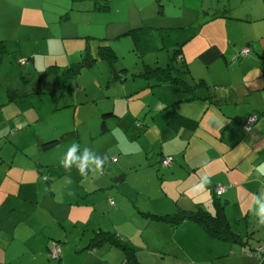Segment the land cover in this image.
Returning a JSON list of instances; mask_svg holds the SVG:
<instances>
[{
    "label": "rangeland",
    "instance_id": "1",
    "mask_svg": "<svg viewBox=\"0 0 264 264\" xmlns=\"http://www.w3.org/2000/svg\"><path fill=\"white\" fill-rule=\"evenodd\" d=\"M161 3L164 4L162 9L159 6ZM240 8L239 3L234 7H227V0H199L195 3H184L183 0H108L106 10H93L91 0H0V47H2L0 127L3 128L0 132V159H2L0 171L3 172L2 179L5 183H9V178L13 177V174L16 176L21 173L27 174L28 172L22 170V167L33 165L41 172L37 190L38 202L41 211L54 210L58 216L60 225L64 229L62 233L65 231L67 236V239L64 237L63 240L57 237L61 236V230L58 227L54 228V236L61 239V246L69 240L78 244V229L84 230L82 221L76 225L69 217L70 215L74 217V214L69 212L70 209L76 207L84 209L86 213L89 211V217H93L94 222H97V219L99 222L100 218L97 215L100 216L102 207L105 208L104 205L95 208L87 203L86 199L76 201L77 198L74 196L80 185L84 186L88 182L91 185L92 181L82 180L76 169L67 173L62 167H58L68 147L75 141L81 145V148L87 146L95 152L98 150V154L107 153L110 157L107 164L109 168L122 166L124 172L129 167V163L128 154L124 157L122 155V148L126 147L125 151L128 153L129 140H133L134 144L133 133L139 128L136 126L138 124L136 117L132 119L118 117L124 112L131 114L132 103H137L135 99L129 101V112L126 96L147 84L139 75L144 69L143 64L152 67L164 66L169 56L173 55V49L177 47L175 43L184 42L199 26L200 18L208 17L218 9L226 12H221L216 15L217 17L227 15L228 10L238 12ZM160 10L164 12L161 13ZM248 10L249 8H246L244 13L246 14ZM244 18L243 13L239 12L237 21H230L229 35L231 40L236 39L237 49L230 47V51L234 53L227 58L225 64L228 80L227 96L234 91L242 92L245 86L240 80L244 71L251 69V66L264 69V24L260 21L250 22ZM132 28L140 29L134 34L127 33ZM243 38L244 43H241ZM100 46H109L116 53L115 68L118 71L122 72L123 67L127 69L123 70L128 76L124 82L126 93L121 89L123 88L121 78L120 81L113 82V71L105 58H97V62L92 67H84L79 74L71 78H65L62 74V70L69 63L83 62L86 51L89 50L91 54L96 55ZM216 65V71L222 68L225 70L224 66L218 63ZM190 66L192 67V64ZM159 88H153L156 94H159ZM13 92L15 96L11 97ZM175 92L173 89L169 94L174 96ZM141 94L142 92L138 91L135 96L139 105L142 102L139 98ZM253 94H255L254 98L239 106L238 113L244 117V113L250 110L249 116L244 118L248 120L250 116H254L264 121V94L259 91H254ZM107 96L116 99L118 114H113L116 117L107 115L104 118L100 114V122L102 123L103 119L107 129L97 133L96 130L100 127L98 118L101 109L98 106L106 105ZM96 98H102L97 100L98 106H95L96 103L93 101ZM240 101L239 98L238 103ZM73 104L76 106L74 107ZM142 116L143 112L138 118L141 119ZM20 119L26 124L18 125ZM9 123L13 125L9 127ZM244 127L242 126L243 130ZM41 137H45L41 141L52 137L59 142L54 147L43 149L38 139ZM105 145H110L107 148L116 147L118 150L112 152L114 149L106 148L105 151L99 152V149ZM263 152L264 147L259 146L254 155L263 156ZM104 171L107 173L106 169ZM130 177L131 175L127 176L126 182L120 188L127 187V183L132 181L131 177L128 182ZM69 179L75 182L71 180L69 183ZM113 179L110 181L111 186L117 184ZM42 184L45 187L50 186V190L54 192L53 197L48 192L49 196H41L43 192L41 190L39 192V187ZM17 187L27 189L25 182ZM114 187L115 191L116 186ZM112 190L111 187L110 191ZM106 191H108L107 187ZM94 197L99 198V194ZM2 199L5 200L1 191L0 200ZM12 199L15 202L11 199L7 202L0 201V213L6 219L12 216V222L16 225L23 216L21 209L17 212L6 209L9 208V202L17 205L23 200L22 191H18ZM252 202L248 201V204ZM85 203L87 204L84 206ZM24 205L31 212L37 211L36 201H27ZM103 210L107 212V208ZM242 217L243 215L232 218V222L229 223L230 228L233 231L247 229L248 234L254 238L248 243L251 246L257 245L258 248L264 238V226L251 228L250 223L254 220L252 214L247 218ZM106 222H109V219ZM121 223L119 229H122V225H126ZM94 225L98 226L96 223ZM19 226L21 228L18 230ZM17 227L14 235L7 223L6 227L0 229V246L2 248L5 246V249H0V254L3 256L0 264H59L58 260L51 259L47 252L43 253L45 256L43 257L38 251L42 246L43 238L41 235L28 233L27 220L19 223ZM50 231L51 229L46 233L50 234ZM125 232L128 234V231ZM140 234H142L141 230L134 229L133 235L136 239ZM90 236L89 230L86 229V234L81 236L82 242H87L86 238ZM213 241L221 243L220 240ZM24 245L31 246L30 250L27 251ZM241 247L248 249V246L241 245ZM223 249L220 248V252H223ZM17 251L19 253L14 257V261H10L7 257L11 254L16 255ZM112 252L118 257L122 255L117 248H112ZM92 255L82 254L81 257L62 258V264H107L104 262L106 258H102L99 251L96 255ZM151 255L153 264H227V257H221L214 263L202 259L192 262L169 255L163 258ZM97 256L101 260H97ZM239 257L243 260L248 259L244 255ZM120 260L121 258L119 262ZM149 260L151 262L150 257ZM247 263L253 264V260L249 258Z\"/></svg>",
    "mask_w": 264,
    "mask_h": 264
},
{
    "label": "crops",
    "instance_id": "2",
    "mask_svg": "<svg viewBox=\"0 0 264 264\" xmlns=\"http://www.w3.org/2000/svg\"><path fill=\"white\" fill-rule=\"evenodd\" d=\"M196 1L199 0H183L184 3H195ZM237 3L241 6L238 12L228 10L227 15L217 17L216 15L221 12H226V10L218 9L213 11L208 17L200 18L199 26L184 41L186 43L183 45V58L187 63L190 75L196 80L204 79L210 85L209 89L201 88L198 92L199 97L182 102L177 100L185 98L187 94L179 86L172 84L160 86L159 94H156L153 88L149 90L145 85L134 91L133 93L135 94L131 93L126 96L128 98L127 109L129 112V101L135 99L137 103H132L131 114L124 112L118 118L132 119L136 117L138 120L136 126L139 128L133 133V137H135L134 144L132 143L133 140H129L128 146H130V150L128 153L125 151L126 147L122 148L123 157L128 154L129 167L123 172L122 166L109 168L107 165L105 166L107 173L103 171L96 177L89 176L87 180L92 181L91 185L89 182L85 183L84 186L80 185L74 196L77 198L76 201L86 199V202L95 208L99 207L98 205H104L107 208V212L102 207L101 215H97L100 218L99 222L98 219L97 222H94L93 217H89V211L86 213L84 209L76 207L70 209L69 212L74 214V217L72 215L69 217L74 220V223L76 225L81 221L83 223L84 230L78 229L77 232L79 234L78 244L69 240L65 245H60L61 239L63 240L64 237L67 239V236H65V231L62 233L64 229L60 225V220H58L59 218L54 210L43 212L40 209L37 190L41 172L33 165L22 167L21 169L28 173H21L17 176L13 174V177L9 178V183L3 182V172L1 173L0 171V192L2 191L5 199L0 201L7 202L8 199H11L15 202L12 198L20 190L23 195V200L19 204L15 205L13 202H9V208L6 209V211L10 210L11 212H17L18 209H21L23 216L20 222L15 225L12 222V216L6 219L0 213V229L6 227L7 223L14 235L15 228L19 223L27 220L28 233L38 234L43 238L42 246L38 250L43 257H45L43 255L44 252H47L49 256L48 250L55 244L54 242H59L61 249L59 264H62V258L70 256L81 257L82 254L96 255L98 251L102 258H106L104 262L107 264L121 263L123 254L118 257L116 253L112 252V248L116 247L104 245L95 250H87L85 246L91 236L86 238L87 242H82L81 240V236L86 234V229L89 230L90 235L97 230L118 233L122 237L121 239L127 241L134 248L138 259L143 264H153L151 254L158 258L169 255L192 262L201 261L202 259L214 263L221 257H227V264H248L249 258L243 260L239 257L242 251L248 250L241 247L240 243H229L227 241L215 243L214 239L197 223L190 220H186L173 228L165 223L148 221L147 217L141 214V212L173 213L179 208L186 211L200 208L213 214L215 212L213 189L215 185L221 183V185L226 187V190L218 196V199L223 206L225 218L230 223L232 218L236 216L243 215L242 218H247L251 214L249 209L252 206V204H248V201H253L255 199L254 194H259L264 190V176L260 175V172H264V168H261L264 165V152L263 156L254 155L259 146L264 147V121L257 118L255 121L257 124L254 123L250 129H244L245 131L241 125L235 127V121H245L250 111L248 110L244 113V117L248 115L244 118L238 113L239 106L254 98V91L264 94V69L262 67L257 69L251 66V69L244 71L242 80H240V83L245 86H243L242 92L234 91L227 96L228 80L226 76L227 66L225 65L227 58L234 53L230 51V47L237 49L235 48L236 39H230V21L236 20L238 13L241 12L243 17H245L244 19L250 22L260 21L264 24V0H227V7H234ZM160 5V9H162L164 4L162 5L161 3ZM246 8H249V10L245 14ZM160 12L163 13L164 10H160ZM241 43H244V38ZM216 63L222 67L224 66L225 70L222 68L216 71ZM71 64L69 63L68 66ZM191 64L192 67L190 66ZM109 67L111 68V66ZM111 70L113 71L112 68ZM116 71L118 70L116 69ZM120 78L123 81V88L121 89L126 93L124 82H126L128 76L124 74ZM115 81H120V79L114 78L113 82ZM120 86L122 87V85ZM173 89L176 92L174 96H171L169 93ZM138 91L142 92L141 97H139L142 100L141 105L138 104V98L135 97ZM207 95L213 98L209 99ZM105 98L108 99V102L106 105L101 106L97 105V100H102V98L93 99L96 103L95 106L101 108L98 118L100 127L96 130L97 133L107 129L105 121L102 119V123L100 122V114H102L103 118L106 117L103 116L105 112H110L111 114H108V116L111 115V117H116L113 115L114 113L118 114L116 112V99L113 96ZM239 98L241 101L238 103ZM73 101L76 103L75 100ZM73 105L74 107L76 106V104ZM142 112L143 116L140 119L138 117ZM232 116L235 118L231 120L230 117ZM17 124L25 125L26 123L20 119ZM226 124H229V126H226ZM12 125L9 123L8 126ZM16 127L18 126L16 125ZM2 131L3 128L0 127V132ZM44 138L38 139L41 141ZM52 139L56 138L51 137L45 141ZM45 141H41V143ZM109 146H103V148L99 149V152L105 151ZM107 149L112 150L114 148L110 147ZM117 150L115 147L112 152ZM96 152L98 153V150ZM163 157H171V163L163 166L161 164ZM0 160L2 161V159ZM58 167H61L60 164H58ZM258 169L260 170L259 172L257 171ZM130 175L132 181H130V177L128 180L130 183H127V187L120 188L126 182L127 176ZM204 175H209L212 183L207 186V191L205 192L194 191L193 186L199 183ZM113 177L116 178L113 179ZM112 179L113 182L117 183L114 185L116 186L115 191V187L110 185ZM71 180L75 182V180ZM24 182L27 185V189L17 187ZM106 187L108 191H106ZM111 187L113 188L112 191H110ZM50 189V186L45 187L42 184L39 187V192L40 190L43 192L41 193L42 197H45L44 195L53 197L54 192ZM110 193L112 196H110ZM96 194H99V198L94 197ZM80 195H82L81 198ZM109 199L113 201V204L109 202ZM26 200L36 201L37 211L31 212L24 207ZM108 219L109 222H106ZM121 222L126 225H122V229H119L118 226L122 224ZM94 223L98 226H95ZM250 224L251 228L256 227L254 222ZM54 225L55 227H53ZM56 227L61 230V236H57L61 237V239L54 236V228ZM17 228L19 230L21 227ZM77 228L78 226H76ZM136 228L142 231V234L137 239L133 235V231ZM49 229H51V233L47 234L46 232ZM125 230L128 231V234ZM83 231L85 232L83 233ZM235 231L238 232L244 242L254 239L252 235L248 234L247 229H235ZM261 243L263 244V241ZM25 247L28 251L31 246ZM249 247L256 248L257 245L251 246L248 244ZM220 248H224L223 252H220ZM0 249H5V246L3 248L0 246ZM18 253L17 251L16 255L11 254L7 258L13 262L14 257ZM2 259L3 256L0 254V260ZM96 259L101 260L99 256ZM250 259L253 260V264H257L256 257Z\"/></svg>",
    "mask_w": 264,
    "mask_h": 264
},
{
    "label": "trees",
    "instance_id": "3",
    "mask_svg": "<svg viewBox=\"0 0 264 264\" xmlns=\"http://www.w3.org/2000/svg\"><path fill=\"white\" fill-rule=\"evenodd\" d=\"M93 2V10H106L107 9V1L108 0H91ZM161 7V5L159 4ZM140 28H132L127 33L136 32ZM186 42L175 44L177 47L173 49V55L169 56L167 63L164 66H150L149 64H143V71L139 73L141 77H143L147 84L146 88L149 90L154 87H160L165 85H177L179 86L186 94L187 96L183 99L177 100L178 102H182L185 100L193 99L194 97H199L198 92L201 88H210L204 79H194L190 75L189 68L187 67V63L183 58V45ZM2 51V47H0V53ZM83 62H75L66 67L63 70V75L65 78H71L73 76H76L80 73V71L84 67H92L96 62L97 58H105L108 61V64L113 69V77L114 78H120L122 75H124L123 70H127L126 68L122 69L121 71L115 70V62L117 59V55L115 52H113L112 48L109 46H100V48L97 49L96 55H93L90 53V51H86L84 54ZM176 70V71H175ZM174 71L176 74H174ZM184 74V75H182ZM187 75V76H186ZM11 92H9L10 95ZM135 94V93H134ZM15 96L14 92L11 97ZM209 99H212L213 97L210 95H207ZM108 114H111L110 112H105L103 116H107ZM235 118L234 116L230 117ZM258 117H255L254 122L250 125L248 129L252 127V125L255 123ZM247 120V119H246ZM245 121L236 122L235 121V127H238L241 125H246ZM230 123V122H229ZM103 126L105 127L104 123ZM226 126H229V124ZM233 127V126H231ZM244 129H246L244 127ZM246 129V130H248ZM245 131V130H244ZM59 142L58 139H52L48 140L42 143V146L45 148L53 147L55 144ZM172 159V158H171ZM221 184V183H220ZM219 197L214 195L213 203L215 212L212 214L210 212H207L202 209H197L193 211H186L184 209H177L173 213H165V214H156V213H149V212H141L144 216L147 217L148 221H155L160 223H165L173 228L179 226L182 222L186 220H190L192 222L197 223L211 238L220 240L222 242H229V243H240L241 245L248 246V242H244V240L238 235L237 232L233 231L227 219L225 218V214L223 213V206L221 202H219ZM111 200V199H110ZM109 200V202H110ZM112 201V200H111ZM111 203V202H110ZM113 204V201L112 203ZM122 237L112 231H104V230H97L93 232L91 237L88 239V243L85 246V248L88 250H95L97 248L103 247L104 245L113 246L118 248L122 254H123V260L120 264L127 263V264H143L137 257L134 248L124 239H121ZM263 244L258 246L264 247V238H263ZM55 244L59 245V242H54ZM53 244L49 248L50 249L55 245ZM60 246V245H59ZM256 248L249 247L248 250L242 251L241 255H244L247 258H253L252 256H249L252 254L253 251H256ZM61 252V249H60ZM60 255V254H59ZM264 257V253L262 254ZM50 257V256H49ZM53 259V258H51ZM59 260V256L55 258ZM259 264H264V258L260 259Z\"/></svg>",
    "mask_w": 264,
    "mask_h": 264
},
{
    "label": "clouds",
    "instance_id": "4",
    "mask_svg": "<svg viewBox=\"0 0 264 264\" xmlns=\"http://www.w3.org/2000/svg\"><path fill=\"white\" fill-rule=\"evenodd\" d=\"M109 160L110 157L107 153L98 154L87 146L81 148V145L74 141L64 153L59 164L67 173H71L72 169L75 168L82 180H87L90 175L96 177L101 174L105 166L109 163ZM261 168H264V165H262ZM257 171L259 172L260 170L258 169ZM260 175L264 176V172H260ZM68 182L70 183L71 180L69 179ZM211 183V177L209 175H204L201 177L199 183L193 186V190L205 192L207 191V186ZM254 195L255 199L249 211L254 218L253 222L260 228L264 226V192ZM259 261L260 260L257 259V264H259Z\"/></svg>",
    "mask_w": 264,
    "mask_h": 264
},
{
    "label": "built area",
    "instance_id": "5",
    "mask_svg": "<svg viewBox=\"0 0 264 264\" xmlns=\"http://www.w3.org/2000/svg\"><path fill=\"white\" fill-rule=\"evenodd\" d=\"M255 120V117L254 116H250L248 120H246V125H245V128L248 129L250 127V125L254 122ZM171 157H163L161 159V164L163 166H167L171 163ZM226 190V187L224 185H221V184H217L214 186V194L216 196H219L221 194H223ZM110 200V199H109ZM110 202L112 203V201L110 200ZM264 253V247H259L258 249H256V251H253L251 255L249 256H252V257H256L258 260H260L261 258H263V254ZM60 254V246L55 244L51 249H50V252H49V256L50 258H57ZM123 264H127V263H123Z\"/></svg>",
    "mask_w": 264,
    "mask_h": 264
}]
</instances>
